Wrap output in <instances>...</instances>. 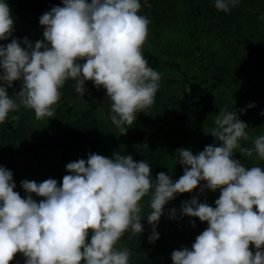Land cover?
<instances>
[{
	"label": "clouds",
	"instance_id": "9594fccd",
	"mask_svg": "<svg viewBox=\"0 0 264 264\" xmlns=\"http://www.w3.org/2000/svg\"><path fill=\"white\" fill-rule=\"evenodd\" d=\"M237 4L214 0L224 13ZM140 10V0H62V6L39 17L42 40L12 38L0 44V124L21 107L33 110L38 120L55 117L60 90L71 79L81 97L86 81L105 90L111 101L108 118L125 135L137 113L154 104L161 80L143 55L150 19ZM13 31L11 9L0 0V41ZM13 82L20 88L9 95ZM238 111L222 109L215 115L210 132L215 142L203 151L176 150L183 175L175 181L163 171L153 181L150 164L130 154L90 153L86 160L67 163L69 174L59 184L52 178L22 180V197L14 191L13 173L0 165V264H10L17 253L24 264H129L130 250L117 244L128 231L143 233L142 199L149 197L148 240L154 243L165 205L198 187L199 194L219 190V198L215 207L198 196L181 203V217L198 218L207 228L191 248L172 251V264H264V167H247L234 158L237 152L255 153L264 160V135L243 147L250 129ZM169 218H177L176 209Z\"/></svg>",
	"mask_w": 264,
	"mask_h": 264
},
{
	"label": "rangeland",
	"instance_id": "374dc122",
	"mask_svg": "<svg viewBox=\"0 0 264 264\" xmlns=\"http://www.w3.org/2000/svg\"><path fill=\"white\" fill-rule=\"evenodd\" d=\"M6 2L21 9L13 17L14 31L11 38L23 40L27 37L33 44L39 40L40 35L43 36V27L39 24V17L43 12L31 11L30 8L38 4L42 10L62 6V0H6ZM140 2L139 14L150 19L148 40L143 48H148L156 54L163 52L168 58L178 59L181 69L191 75L205 77L213 74L222 80L204 78L171 88L163 100L168 105L165 107L152 105L145 110L146 113L143 111L137 113L135 122L126 132L131 145L130 148H126V142L124 143L122 138L94 136L90 134L91 131L83 120L72 121V118L68 117L65 112L67 105L62 103L72 104L81 99L75 91V81L69 79L60 90L62 93L60 101L54 106L55 117L38 120L35 113H32L18 126L21 128L18 138L10 139L3 147L5 166L13 173L16 184L14 191L19 192L22 197L25 196L21 187L22 180L40 183L52 178L59 184L63 176L69 174L66 172V164L86 159L89 147H94V153L109 158L119 152L121 155L130 154L134 161L146 160L152 169L153 181L156 174L161 171L175 181L183 170V166L177 162L176 150L189 149L194 155L203 151L205 146L215 142L210 135L215 115L222 109L237 111L247 109L250 101L243 91L251 87L264 90V0H238L237 6L231 8L228 13L218 11L214 7V0H201V16H197L192 9L195 0H140ZM179 10L186 18L185 23L178 18ZM183 32L186 33L185 37ZM226 83L229 87H226ZM85 87L91 101H95L97 95L99 97L106 95L105 91H101L103 88L97 89L92 81H86ZM160 87L161 81L158 92ZM187 88L190 91H186ZM16 90L17 88L13 86L8 89V94L12 95ZM70 99L73 100L69 101ZM107 99V107H110V99L108 97ZM252 104L254 106L248 126L250 140L241 141L243 147H252L251 139L264 135V98L257 99ZM160 109H170L167 113L168 124L171 127L168 131L172 134L170 139L166 136L165 129H160L161 124H158ZM244 113L245 111L243 113L238 111L240 120L243 119ZM10 117L11 114L7 120ZM75 122L85 125L81 132L74 127ZM73 130L78 131L81 137L76 152L70 154L72 148L68 132ZM150 131L154 134L148 140ZM234 158L240 159L247 167H264V160H259L255 153L247 157L237 152L234 153ZM219 195V190L212 192L207 189L203 194H199V187L191 193L178 194L175 199L169 201H174L173 206H169L168 202L164 207V214L168 217L170 213L168 209H176L177 218H168L165 221L160 218L156 226L159 238L154 243L148 242V245L168 250L161 252L159 257H154L153 262H150L152 258H145L137 263L129 260V264H172V251L193 244L195 237L207 228V222H200L198 218L181 217L179 212L181 203L198 196L200 202H207L215 207L214 201ZM32 196L37 201L42 199L35 194ZM148 200L149 197H144L141 201L143 213L150 209ZM149 212L145 214L146 222ZM192 221L195 222L194 227ZM146 225L148 227L144 228L140 235L149 241L151 226L148 222ZM190 232L194 233L189 238L179 242L176 240ZM90 236L91 232L89 239ZM250 249L255 251L251 245ZM24 260V256L17 253L10 264H24Z\"/></svg>",
	"mask_w": 264,
	"mask_h": 264
},
{
	"label": "trees",
	"instance_id": "16d2710c",
	"mask_svg": "<svg viewBox=\"0 0 264 264\" xmlns=\"http://www.w3.org/2000/svg\"><path fill=\"white\" fill-rule=\"evenodd\" d=\"M200 2L201 0H195L192 6V9L197 16H201ZM8 5L11 9V14L13 17L21 10L19 6L17 5L9 4V3ZM51 8L42 10L41 5L38 4V5L33 6L30 9L31 11H41L45 13L46 11H49ZM178 18L180 19L181 22L185 23L186 18L181 13L180 10H179ZM183 35L185 37L186 33L183 32ZM11 39L12 38L9 37V39L6 41H0V44H7L11 42ZM42 39H43V36L40 35L39 40H42ZM143 55H144V58L148 61V65L152 67L154 70L158 71L161 75V80H160L161 87H160V91L157 92V95L155 97V102L153 104L154 107H165L166 104L168 105V103L163 102L164 97L166 96L167 92L171 88L177 87L181 84L183 85L187 83L188 81L202 80L204 78H209L213 81L222 80L221 78H219V76L213 75V74L206 75L205 77L191 75L187 73L184 69H181V63L178 61V59L168 58L163 55V52H161L160 54H156L154 51H151L148 48H143ZM13 86L17 88L16 91H19L18 90V88L20 87L19 82H13ZM226 87H229L227 83H226ZM101 91H105V90L101 89ZM243 93L249 99L250 101L249 104H252L257 99L264 98V90H257L256 88H253V87L249 88L246 91H243ZM89 97H90L89 93L85 92L84 96L81 97V99L74 101L72 104L63 102L62 105H67L65 112L67 113L68 117L72 118V121L73 120H77V121L83 120L85 125L90 129L91 131L90 134H93L94 136H97V137L101 136V138H104L106 136H111V137L117 136L118 138H122V140H124V143L126 142V148H130L131 145L128 142V138L126 134L119 135V131L115 128V126L111 123V121L108 118L111 112H110V107H107V103H108L107 96L105 94H103L102 97H99L97 95L95 101L89 100ZM77 98L79 97L77 96ZM72 100L73 99H70L69 101H72ZM160 111H161V115H160V119L158 120V124H161L160 129L162 130L165 129L166 136L170 139L172 138V134H170L171 131H168V130H171V127L168 124L169 118L167 117V113L170 111V109H162V110L160 109ZM252 111H253V107H250V108L247 107L244 113L243 119H242V121L247 123L248 126H249V119H250V115ZM32 113H34L33 110L25 109L21 107L17 112L10 113L11 117L9 120H6L3 124H0V165L2 164V166L6 167L5 162H4V155H3L4 154L3 147L5 145V142H8L10 139L12 140V139L18 138L21 132V128H19L18 126L22 125L24 123V119L30 117ZM13 116H18L19 119L13 120L12 119ZM85 125L80 124V122L74 123V127L80 132L83 130ZM78 131L73 130V131L68 132V134L70 135L69 143H70V147L72 148L70 150V154L71 153L74 154L76 152V148L78 147V141H80V137H81V134L78 133ZM167 131L169 132V134H167ZM153 134L154 132L150 131L148 140L151 139ZM175 140H176V136H175ZM172 147H174V145H172ZM90 153H94V147H89L87 151V157ZM151 156H155V155H151ZM38 162L39 161L37 160L36 163L38 164ZM181 175H183V170L180 172L179 177ZM173 202H169V206L171 205L173 206L174 205ZM168 210H171V209H168ZM149 211H151V209H147L146 211H144V213L142 212V216L145 217V214H147V212ZM161 218L163 219V221H165L169 217L166 214H164L161 216ZM141 223L144 228L148 227L146 225L147 222L145 221V218H142ZM193 233L194 232L186 233V235L180 236L176 240L179 242L180 240L184 238H189L190 235L191 236L193 235ZM148 242L149 241L144 240L143 235H140V234L139 236L133 235L131 231H128L118 241L117 247L121 250L123 248H128L131 253L130 260H132L134 263H137L139 260H142L145 258L146 259L152 258L150 262H153L152 260L154 257H159L161 255V252H165L168 250L167 248H159L158 246L155 247L154 245H148L149 244ZM191 245L192 244L189 245L190 247L189 246H184V247L191 248Z\"/></svg>",
	"mask_w": 264,
	"mask_h": 264
}]
</instances>
